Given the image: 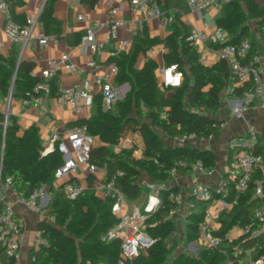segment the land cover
<instances>
[{
	"label": "trees",
	"instance_id": "1",
	"mask_svg": "<svg viewBox=\"0 0 264 264\" xmlns=\"http://www.w3.org/2000/svg\"><path fill=\"white\" fill-rule=\"evenodd\" d=\"M9 1L14 12L15 4L21 0ZM55 1L46 0L39 15V21L46 30L59 25L53 15ZM88 1L93 6L97 0ZM241 3L244 4L247 14L256 21L264 43V2L230 0L224 4L221 14L215 19L216 25L225 28L230 37L224 43H212L213 48L248 40L251 31L246 24V14L241 9ZM176 19L171 25L175 24ZM190 33L189 28L182 30L175 27L163 40L166 48L163 53L164 64H178L184 75L181 86L164 88L155 74L157 64L151 58H148L141 68L133 67L139 51H146L158 41L156 38L145 36L131 53H121L119 58H116L119 65L116 77L119 81H128L130 84L128 93L117 103L118 113L105 110L102 102L98 101L95 112L89 118L76 122L85 124L88 132L102 141V144L91 148L89 163L106 169L104 181L118 170H123L124 174L117 176L116 183L130 200L140 197L143 191V173L161 183L171 179L170 169L173 167L177 174L185 175L193 171L191 164L195 161H201L205 170H212L216 165V156L209 149L188 145H163L157 132L144 121L150 120L169 136H182L193 132L208 136L215 134L220 128L221 120L212 118L199 108L217 110L220 107L221 94L229 84L235 82V77L231 75L225 60H218L212 65L204 64L200 60L197 47L187 40ZM249 42L251 48L246 60L257 54L255 42ZM254 63L259 64L258 61ZM33 68L32 61L21 59L18 64V50L14 47L7 55H0V96L22 98L34 83L40 80L39 77L31 75ZM49 83L53 94H56V78L51 79ZM250 87V83L236 87L233 95H242ZM167 91L170 95H167ZM141 105L143 108H139ZM134 108L143 119L140 122L133 115ZM4 119L5 115L0 111L1 180L6 181L9 177V185L26 196L41 183L49 184L54 191L48 211L54 221L42 220L38 223L39 232L46 244L32 249V264H99L101 261L104 264H116L121 257L123 233L117 232L113 239H105V235L117 224L119 218L112 212V200L96 193L93 175L89 176L88 186L74 199L67 198L59 188L54 190L53 175L63 162L62 153L57 148L43 153L44 147L37 126L31 125L20 132L16 116L12 113L8 115L5 128ZM133 121L136 122L145 142L143 155L135 158L132 154L133 148L119 151L108 149L107 144L119 143L128 123ZM254 151L264 158V129L257 135ZM238 177L239 174L225 185L227 191L224 198L232 202L233 206L230 211L220 215L221 225L213 231L223 238L221 250L204 247L199 256L181 254L170 264H223L228 258L239 262L249 249L254 257L264 255V234L254 238L239 237L232 240L226 237V233L234 225L252 222L256 209L264 203V171L260 167L256 168L243 190L236 186ZM258 184L261 185L263 195H256ZM211 189L215 197L220 195L216 192V187ZM172 191L179 193L180 187L171 185L160 189V203L148 214L145 222L146 231L155 241L140 252L132 264H164L168 253L166 239L175 230V216L171 219L165 217L171 209L178 207L177 202L169 198ZM190 200L194 201L195 206L186 230L188 240L193 241L198 238L199 224L208 202L195 199L194 196L190 197ZM2 251L0 248V264L13 263L10 258L3 256Z\"/></svg>",
	"mask_w": 264,
	"mask_h": 264
},
{
	"label": "built area",
	"instance_id": "2",
	"mask_svg": "<svg viewBox=\"0 0 264 264\" xmlns=\"http://www.w3.org/2000/svg\"><path fill=\"white\" fill-rule=\"evenodd\" d=\"M167 0H129L133 10L139 12L135 18L123 19L118 18L119 7L112 6L107 11V17L104 20H96L89 23L85 27L84 33L81 35L79 46L85 51L100 54L106 43H112L113 47L109 50V56L112 61L109 64V72L104 76H96L95 83L101 88L102 105L105 110H112L120 100L121 92L110 81V77H115L119 72V65L116 58L131 46V40L120 38L119 30L126 27L131 30L133 27L143 30L149 19H155L159 26L167 27L174 21V16L164 11L161 7L162 3ZM230 0H186L187 6L193 13L202 16L204 10L222 9L225 3ZM42 9V8H41ZM29 15L24 22H18L14 18V13L9 0H0V34H5L11 42H22L28 44L33 36L34 30L39 22V15ZM78 19L85 21L87 18L84 14L79 13ZM107 30V36L100 40L98 32ZM230 35L227 30L221 26H214L211 30L205 29L194 30L187 36V40L197 47L198 52L205 50L204 42L224 43L229 39ZM50 41H57L54 35H43L39 38V43L46 45ZM5 44L0 41V50H5ZM251 48L248 40H242L238 43H227L215 49L216 60H225L228 63L231 75L235 77V82L229 84L224 93L228 96L233 95L236 87L250 83V89L243 93L241 99L235 101L232 106V112L241 117L250 107L259 102L264 106V78L263 69L258 61V56L246 60ZM101 68V64L96 58L87 61L85 69L92 74L97 73ZM62 70L76 72L78 68L72 60L70 50L66 48L58 57H51L47 61V66L40 73L31 71V75L39 77L40 80L34 83L32 88L26 92L21 98L24 106L41 105L43 97H50L53 92L49 81L58 76ZM160 82L164 88L179 87L183 83V71L177 63L163 65L160 68ZM125 87V85H122ZM93 81L89 78L81 80L70 86H60L54 95L59 104L70 106L75 113H82L85 108L90 107L94 102ZM10 95L7 98V105L1 106L0 111L5 115L3 127L5 128L8 115L10 114ZM214 134L198 135L195 132L187 135L172 136L177 144H185L189 140L199 138L205 140L212 138ZM257 134L253 130L246 135L234 137L230 140V146L237 148L238 152L235 156V164L239 169V177L236 186L239 190H243L252 172L264 164V158L261 154L254 151V145ZM96 136L88 132L85 124H75L73 126L59 127L52 126L48 138V144L44 148L43 153H47L57 148L63 155V162L56 168L52 185L63 191L69 199L78 197L84 187L79 180L80 175L87 176L95 174L99 170V166L89 163L91 148L95 145ZM138 143L130 138H121L118 147L120 149L137 147ZM134 152H142V147L138 146ZM156 161V160H155ZM193 170H199L207 174H212V170H205L201 161L192 162ZM104 171L106 170L103 168ZM123 170H118L116 174L106 181H98L97 186L106 197H109L112 204V212L119 218L117 224L112 227L105 235L106 240H111L117 232H122L121 240V257L116 264H132L133 259L142 251L146 250L154 243V238L146 231L145 222L147 216L160 203L159 190L154 191L148 196L147 202L142 207H136L131 211H125L126 195L116 183L117 176L123 175ZM171 178L177 175L175 167L170 169ZM10 178L6 181L1 180L0 176V248L2 254L6 258H10L13 263L21 264V247L23 244L24 223L23 219L18 215L13 205L5 202L3 188L8 187L15 196L16 202L20 205L30 207L37 212H43V201L49 195V184L41 183L33 189L28 195H24L9 185ZM227 189L224 186L216 187L219 196H214L212 189L208 185L196 184L192 189V196L195 199L207 201L208 204L204 211V216L199 224V235L196 242L203 247L221 250L223 238L213 233L212 227L214 222L225 211H230L233 204L224 198ZM256 195H263L261 185L256 188ZM169 198L181 204L183 197L180 193L170 192ZM189 208H194V201H188ZM178 207L170 210L165 217L171 219L177 215ZM241 237L254 238L264 234V207H260L255 211V219L245 225H239ZM46 244V240L42 234L36 235L33 247L38 248ZM240 250V249H238ZM104 264V263H99ZM226 264H264V255L254 257L250 251H247L239 262L232 258L226 260Z\"/></svg>",
	"mask_w": 264,
	"mask_h": 264
},
{
	"label": "crops",
	"instance_id": "3",
	"mask_svg": "<svg viewBox=\"0 0 264 264\" xmlns=\"http://www.w3.org/2000/svg\"><path fill=\"white\" fill-rule=\"evenodd\" d=\"M44 2L45 0H21L20 3H17L14 6L13 13L15 20L18 22L25 21L27 16L37 14L43 7ZM181 2L185 4V9L180 5ZM258 2L263 3L264 0H258ZM112 6L119 7V12L117 14L118 18L129 19L135 18L139 15V12L132 9L129 0H97L93 6L89 4L88 0H56L53 6V15L59 21V25L57 27L46 30L43 23L39 21L32 38L26 45L22 42L13 43L5 34H0V41H2L6 46L5 50H0V55H7L10 49L14 47L18 50V59L20 57L21 59L34 62V68L32 71L36 73H40L41 70L47 66L49 58L60 56L62 52L68 48L70 50L72 60L76 64L78 70L76 72L69 70L60 71L56 77L55 87L57 89L60 86H70L86 78L93 81V90L95 92L94 102L90 107L85 108L84 111L79 114L75 113L70 106L59 104L54 97L55 94H52L50 97H43L41 105L38 107L24 106L21 98H15L10 101V113L17 117L20 125V132H23L31 125L37 126L41 143L44 148L48 144V138L52 126H73L77 124L76 122L78 120L89 118L95 112L97 102H102L101 88L95 83V79L96 76H104L109 72V64L112 61L109 56V50L113 47V42L106 43L104 50L98 55L91 53L89 50L85 51L78 44L80 42L81 35L85 31V27L93 21L104 20L107 17L108 9ZM161 7L167 13L172 14L175 17L174 19L178 17L175 24L162 27L158 25L157 20L149 19L143 30L137 29L136 27H133L131 30H127L126 27H121L119 30L120 38L131 40L130 48L122 52L125 54L131 53L134 47L140 43V41H143L145 36L158 39V41L152 44L148 49H146V51H139L133 67L135 69H139L145 64L148 58L153 59L157 64L155 74L159 81L161 79L159 70L164 65L163 53L166 50L163 40L172 33L175 27H179L182 30L184 28H189L191 32L200 29H205L207 31L211 30L214 26H216L215 19L221 14L222 10H204L202 12V16H198L196 13L190 11L186 0H167L162 3ZM79 13L84 14L87 19L85 21L79 20ZM175 14L178 16L176 17ZM250 31L252 32L251 29ZM43 35H54L57 37V41H50L46 45L40 44L39 38ZM257 35L258 38L251 39V41H254L256 44V56H258V62L263 69L264 78V43L260 38L258 27ZM106 36V29L98 32V38L100 40H103ZM203 47H205V50L203 49L199 52L200 60L207 65L214 64L217 61L215 49L211 46L209 41H205ZM91 58H96L101 64L100 70L95 74H92L85 69L87 61ZM109 79L121 92L120 100H122L130 90L129 82L119 81L116 76H111ZM122 85H125V87H122ZM166 93L167 95H170L169 91ZM242 97L243 94L228 96L223 92L220 98V107L213 111L210 115L208 114L212 118L222 121L217 132L212 138L205 140L196 138L182 144L213 151L216 156V165L212 174L200 172L199 170H193L185 175L177 174L174 178H171L167 182H159L153 187V189H151V193L149 194L142 192L140 197L135 200H130L126 197L124 207L125 211H131L136 207H142L147 202L148 196L154 191H160L162 187L166 188L171 185H177L180 187L179 193L182 195L183 201L178 205V212L174 218V222L177 221V225L183 223L186 228L190 214L193 210L189 208L188 201L190 200V197H192V189L194 185L204 184L210 186L211 188L218 186L225 187L229 181L234 179L235 176L239 174V169L235 164V156L238 149L230 146V140L237 136L246 135L250 132V130H253L258 135L264 129V106L259 102L250 107L241 117H237L232 112V106L235 104V101L231 102V100L241 99ZM2 99L4 98L0 96V103L2 102ZM112 112L115 114L118 113V105L112 109ZM158 136L160 141L165 146L180 145L177 144L172 136H169L166 133L165 136H160L159 134ZM121 138L133 139L138 143L137 147H142V152H134V149L137 147H131L133 148L132 154L135 158H139L143 155L145 142L140 130H136V132H128L127 126ZM99 144H102V141L96 136L94 146ZM107 147L113 151L121 150L118 147V144H107ZM260 168L264 171V164ZM105 174L106 170L104 171V169L100 167L95 174H89L87 176L80 175L79 180L83 184V187L86 188L88 186L89 176L93 175V186L97 193V190L101 189L98 188L96 182L104 181ZM52 186L55 190L56 184L54 183ZM47 191L49 195L43 201V212H37L30 207L18 204L10 188H3L5 202H9L13 205L14 209L23 219L24 223L23 244L21 247V264H32L31 251L34 248L33 242L36 235L40 233L38 223L42 220L52 218L48 215V211L54 191L51 190L50 186ZM98 195L106 197L104 192L103 195ZM220 225L221 223L219 222V218H217L212 227V231L217 230ZM226 237L229 240L241 237L239 225H234L226 233ZM190 248L191 250L196 251L199 256L204 247L199 242L197 243L196 240H193L191 241ZM248 251L251 252V249Z\"/></svg>",
	"mask_w": 264,
	"mask_h": 264
},
{
	"label": "rangeland",
	"instance_id": "4",
	"mask_svg": "<svg viewBox=\"0 0 264 264\" xmlns=\"http://www.w3.org/2000/svg\"><path fill=\"white\" fill-rule=\"evenodd\" d=\"M180 5L185 9V4L183 2H181ZM240 5H241V9L246 14V24L248 28L252 30V32L250 33L251 35L248 37V41H251V39H257L258 35H257L256 21L247 14L244 4L241 3ZM7 98L8 97L2 99V102L0 103L1 106L4 107L7 105ZM185 99H187V93L185 95ZM10 101H12V99ZM185 105L187 107H190L188 103H185ZM139 108H143L142 105ZM199 110L209 115L213 113V111L208 110L206 108H199ZM133 115L137 118V121L140 122L141 120H143L140 116L139 111L136 108L133 109ZM144 121L148 122L151 128L155 130L160 136H165V133L162 131V129L152 124L150 120L145 119ZM136 130H139L138 126L136 125V122L135 121L129 122L128 132H136ZM142 178L145 183L143 187V191H142L143 193L144 192L148 194L151 193V189H153V187L159 183L158 181L148 176L146 173L142 174ZM97 193L100 195H103V192L101 190H97ZM48 220L54 221L53 217L49 218ZM166 242L168 246V253L166 255V260L164 264L172 263L181 254L189 255V256L198 255L196 251H193L190 248L191 241H189L187 238V230L183 223H181L180 225H177V221H175V230L167 237ZM100 263H102V261ZM223 264H226V262H223Z\"/></svg>",
	"mask_w": 264,
	"mask_h": 264
},
{
	"label": "water",
	"instance_id": "5",
	"mask_svg": "<svg viewBox=\"0 0 264 264\" xmlns=\"http://www.w3.org/2000/svg\"><path fill=\"white\" fill-rule=\"evenodd\" d=\"M45 2H46V0H45ZM45 2H44V3H45ZM20 61H21V58L19 57V59H18V64L20 63Z\"/></svg>",
	"mask_w": 264,
	"mask_h": 264
}]
</instances>
